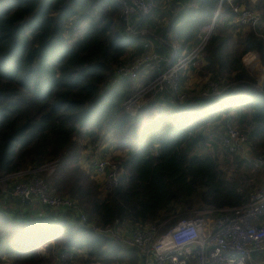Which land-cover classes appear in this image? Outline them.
I'll use <instances>...</instances> for the list:
<instances>
[{"label": "trees", "instance_id": "trees-1", "mask_svg": "<svg viewBox=\"0 0 264 264\" xmlns=\"http://www.w3.org/2000/svg\"><path fill=\"white\" fill-rule=\"evenodd\" d=\"M170 1L147 14L135 12L136 33L125 35L120 0H0V177L36 171L88 217L81 222L71 210L48 208L36 218L27 216L31 202L11 197L18 206L9 209V201L0 200L1 261L14 252L11 264H140L135 248L88 223L133 228L167 221V228L199 209L248 201L243 179L229 177L214 152L201 147H217L214 128L222 124L223 134L235 122L247 131L249 156L264 158V82L244 62L257 52L264 68V0ZM233 3L256 7L263 22L234 23ZM158 7L165 9L164 24L155 17ZM213 23L201 71L221 94L180 99L165 90L129 111L126 102L136 88L116 75L117 67L146 52L149 42L168 56L187 52ZM103 140L120 151L110 156L120 170L110 191L85 162L93 160L87 149ZM234 161L255 165L237 154ZM53 162L49 175L44 167ZM42 247L44 253H27Z\"/></svg>", "mask_w": 264, "mask_h": 264}, {"label": "built area", "instance_id": "built-area-1", "mask_svg": "<svg viewBox=\"0 0 264 264\" xmlns=\"http://www.w3.org/2000/svg\"><path fill=\"white\" fill-rule=\"evenodd\" d=\"M120 1L123 4L121 16L125 23V35L136 33L132 24L135 12L139 15L147 14L157 5V0H131L138 7L136 9L126 0ZM232 6L237 12L234 23L253 26L263 22L262 13L256 7H244L240 12L241 6L234 3ZM213 26V24L208 26L210 27L208 33L200 43L187 52L180 55L172 52L171 57L156 50L144 52L119 65L115 73L119 77L136 80L142 68L147 65L167 62L156 79L143 88V91L154 89V92L158 93L170 90L180 99H184L187 94L182 91L181 73L201 54ZM244 62L246 66L251 65L252 68L258 65L261 68L262 65L257 52L247 53ZM261 69L264 72L263 66ZM209 89L210 94L222 92V87L214 81L210 82ZM141 95L142 90H139L127 100L126 107L129 111L138 109ZM250 125L251 123H248V126ZM247 138V131L241 129L235 122H228L222 143L229 152L238 153L248 144ZM249 151L248 148L247 152ZM247 159L254 163L255 167H264L263 157L252 159L248 155ZM56 165V162H53L47 164L44 169L50 175L55 171ZM90 170L97 180H102L101 184L105 191L117 186L120 170L110 158L94 159ZM35 172L24 170L0 177V200L16 197L24 203L37 201L52 210H71L81 222L88 221L87 214L77 200L69 195L56 193L46 177ZM166 224L167 221H163L128 228L120 223L107 226L88 223L95 232L119 240L126 247L135 248L140 257V264H259L254 255H264V180L251 192L245 204L199 209L193 216L182 217L167 228ZM67 257L65 254L62 255L65 260Z\"/></svg>", "mask_w": 264, "mask_h": 264}, {"label": "rangeland", "instance_id": "rangeland-1", "mask_svg": "<svg viewBox=\"0 0 264 264\" xmlns=\"http://www.w3.org/2000/svg\"><path fill=\"white\" fill-rule=\"evenodd\" d=\"M164 1L166 0H157V4L162 5L164 3ZM172 1V2H171ZM170 2L173 4V0H171ZM165 10V9H164ZM163 10L162 7H158L157 9V14H155L156 19H158V22L160 24H164L165 22H167V16H162L160 15V13H166ZM210 27H206V31L208 33V29ZM206 33V34H207ZM204 38V37H203ZM148 49L146 50V52L148 51H155V44L153 42H149L148 44ZM167 55V54H165ZM140 56V55H138ZM137 57V56H135ZM134 57V58H135ZM132 58V59H134ZM201 58V54L198 56V58L195 59V61L193 63L190 64V66L192 65L193 67H195V69H191L190 66H188L186 69L183 70V72L181 73V84H182V91L188 95H202V96H206V94H210L211 91L209 89V84L208 82H210V77L206 76L202 73L201 71V66L203 65V60L200 59ZM130 59V60H132ZM165 66L164 63H152L150 65H147L146 67L142 68V70L140 71L139 77L136 80H133L134 82V86L136 88L135 92H138L139 90H142V95L140 97L139 100V104H141L142 102H144L148 96L151 98H156V92H154L155 90L152 89L150 91H143V88L147 87L148 85H150L158 76V74L160 73V71L163 69V67ZM248 69L250 70V72L258 79L259 84L264 82V73L261 65V68L258 66L252 68L251 65H247ZM153 68H155L156 70H158L157 75H154L152 78L151 75H153L152 71ZM149 78L146 82L145 80ZM133 93V94H134ZM132 94V95H133ZM213 94V93H212ZM213 95H218V94H213ZM246 112H249V109H245ZM237 112L235 110L232 111L231 114H236ZM224 118V116H222ZM240 118V115H233L234 120L236 121L235 118ZM225 120V119H224ZM221 120H218L217 122H220ZM222 122V121H221ZM237 125V124H236ZM214 126H209L208 128H206V133H208ZM219 127V128H218ZM215 132H219L216 134V136H214V138H217V142L216 145L217 147H215L214 145H209L208 147H201V150L203 152H214V154L217 156L219 162L221 163V165L227 170L228 172V176L229 177H235V178H239L241 177L243 179L244 185L245 187H249L248 192L251 193L253 192L255 189H257L263 182L264 180V167L258 168V167H254L251 166L250 164H248V162H243V163H238L235 160V156L236 154L239 155V159H245L247 161L248 155H250V151H248V148L250 150V147L248 144H246L245 147H243L238 153L234 154V153H229V151L227 150V148L223 145L222 143V139L223 136L225 134V132L222 134L223 132V126L222 124L219 126H216L214 128ZM222 134V136H220ZM214 138H211V141L214 142ZM103 144H105L104 147ZM117 152H120L118 149H116V145L112 146V144L107 143V142H100L97 146H90L87 151L85 152L86 155H88L89 157L92 155V159H99V158H110L112 160V162H115V160H113L110 156L116 154ZM89 160V159H88ZM93 160H91L93 162ZM89 168H91V166L88 164ZM100 182H102V180H99ZM2 200H6L4 198H1ZM8 203H6V206L9 209L10 205L12 204L14 206V208H17V204L15 203L16 201L13 200V198H9L8 199ZM9 206V207H8ZM27 207V206H26ZM30 206H28V210L29 213H27V216H33V214L31 213V209L29 208ZM50 213L49 209L48 211L46 210V214ZM195 212H193L192 215H194ZM23 215V214H22ZM38 215H40L39 213H37V215L35 216L36 218L38 217ZM45 215V214H44ZM46 251L45 247H42V249L36 253V251H30L27 252L28 254L31 253H35V254H40V253H44ZM17 253H8L5 255L4 259H2V261L0 260V264H11L13 263L14 259L17 257ZM27 255V254H26ZM259 264H262L263 261H257Z\"/></svg>", "mask_w": 264, "mask_h": 264}, {"label": "crops", "instance_id": "crops-1", "mask_svg": "<svg viewBox=\"0 0 264 264\" xmlns=\"http://www.w3.org/2000/svg\"><path fill=\"white\" fill-rule=\"evenodd\" d=\"M103 142H106V141H104L103 140ZM105 146V144H103V146L102 147H104ZM85 162H86V165H92V161L91 160H89V161H87V160H85ZM30 207V209H31V213L34 215V216H36L37 215V213H39L40 215H41V211L42 212H44V214H46V212L44 211L45 209H46V207H44V206H42L39 202H37V201H33V202H31V205H29ZM27 209H28V206H27ZM48 209V208H47ZM36 213V214H35Z\"/></svg>", "mask_w": 264, "mask_h": 264}, {"label": "water", "instance_id": "water-1", "mask_svg": "<svg viewBox=\"0 0 264 264\" xmlns=\"http://www.w3.org/2000/svg\"><path fill=\"white\" fill-rule=\"evenodd\" d=\"M128 3H130V4H132L136 9H138V7L135 5V3H133L131 0H126ZM220 5H221V3L219 4V6H218V8H217V11H216V16L218 15V10H219V8H220ZM243 9H244V6H241L240 7V12L241 11H243ZM142 13V12H141ZM215 23V22H214ZM214 23H213V25H214ZM214 27V26H213Z\"/></svg>", "mask_w": 264, "mask_h": 264}]
</instances>
